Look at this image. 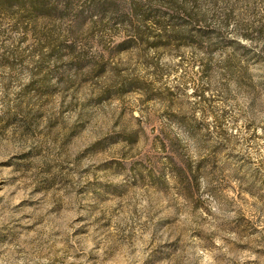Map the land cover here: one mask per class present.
<instances>
[{"label": "rangeland", "instance_id": "374dc122", "mask_svg": "<svg viewBox=\"0 0 264 264\" xmlns=\"http://www.w3.org/2000/svg\"><path fill=\"white\" fill-rule=\"evenodd\" d=\"M0 264H264V0H0Z\"/></svg>", "mask_w": 264, "mask_h": 264}]
</instances>
